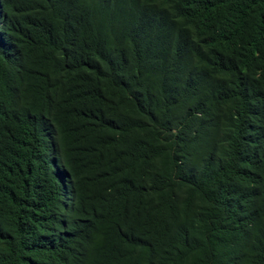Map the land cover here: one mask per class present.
I'll return each instance as SVG.
<instances>
[{
  "label": "trees",
  "instance_id": "obj_1",
  "mask_svg": "<svg viewBox=\"0 0 264 264\" xmlns=\"http://www.w3.org/2000/svg\"><path fill=\"white\" fill-rule=\"evenodd\" d=\"M0 264H264V0H0Z\"/></svg>",
  "mask_w": 264,
  "mask_h": 264
}]
</instances>
